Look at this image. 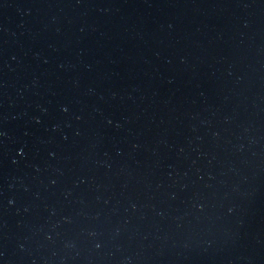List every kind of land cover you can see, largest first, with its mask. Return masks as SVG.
<instances>
[{"label":"water","instance_id":"obj_1","mask_svg":"<svg viewBox=\"0 0 264 264\" xmlns=\"http://www.w3.org/2000/svg\"><path fill=\"white\" fill-rule=\"evenodd\" d=\"M0 264H264V0H0Z\"/></svg>","mask_w":264,"mask_h":264}]
</instances>
